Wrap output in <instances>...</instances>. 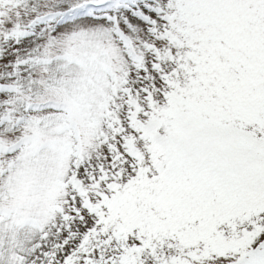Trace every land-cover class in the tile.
Here are the masks:
<instances>
[{
  "label": "snow or ice",
  "instance_id": "snow-or-ice-1",
  "mask_svg": "<svg viewBox=\"0 0 264 264\" xmlns=\"http://www.w3.org/2000/svg\"><path fill=\"white\" fill-rule=\"evenodd\" d=\"M0 264H264V0H0Z\"/></svg>",
  "mask_w": 264,
  "mask_h": 264
}]
</instances>
